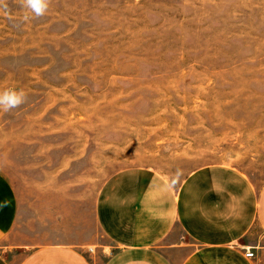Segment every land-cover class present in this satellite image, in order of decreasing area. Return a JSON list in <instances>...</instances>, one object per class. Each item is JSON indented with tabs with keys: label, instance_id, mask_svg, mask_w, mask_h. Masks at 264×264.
Here are the masks:
<instances>
[{
	"label": "rangeland",
	"instance_id": "rangeland-1",
	"mask_svg": "<svg viewBox=\"0 0 264 264\" xmlns=\"http://www.w3.org/2000/svg\"><path fill=\"white\" fill-rule=\"evenodd\" d=\"M7 3L0 89L28 100L0 111V171L26 215L88 222L127 169L264 183V0H51L27 23Z\"/></svg>",
	"mask_w": 264,
	"mask_h": 264
},
{
	"label": "crops",
	"instance_id": "crops-1",
	"mask_svg": "<svg viewBox=\"0 0 264 264\" xmlns=\"http://www.w3.org/2000/svg\"><path fill=\"white\" fill-rule=\"evenodd\" d=\"M0 264H264V183L225 165L178 185L127 169L100 187L86 222L26 215L0 171Z\"/></svg>",
	"mask_w": 264,
	"mask_h": 264
},
{
	"label": "clouds",
	"instance_id": "clouds-1",
	"mask_svg": "<svg viewBox=\"0 0 264 264\" xmlns=\"http://www.w3.org/2000/svg\"><path fill=\"white\" fill-rule=\"evenodd\" d=\"M17 3L23 9L20 22L27 23L44 16L49 9L51 0H17ZM0 15H5L9 19L13 18L8 10L7 0H0ZM27 100L28 93L23 88L0 89V111L10 112L20 108Z\"/></svg>",
	"mask_w": 264,
	"mask_h": 264
},
{
	"label": "built area",
	"instance_id": "built-area-1",
	"mask_svg": "<svg viewBox=\"0 0 264 264\" xmlns=\"http://www.w3.org/2000/svg\"><path fill=\"white\" fill-rule=\"evenodd\" d=\"M93 248H90V251H92L93 252ZM246 255L248 256V257H253L254 256V253L252 252V251H247L246 252Z\"/></svg>",
	"mask_w": 264,
	"mask_h": 264
}]
</instances>
